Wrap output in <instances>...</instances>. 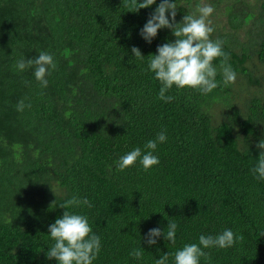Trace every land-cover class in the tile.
I'll return each mask as SVG.
<instances>
[{
  "label": "trees",
  "instance_id": "obj_1",
  "mask_svg": "<svg viewBox=\"0 0 264 264\" xmlns=\"http://www.w3.org/2000/svg\"><path fill=\"white\" fill-rule=\"evenodd\" d=\"M226 1L204 0L214 9ZM247 2L224 8L236 30L253 23L250 41L237 50L215 30L210 39L223 41L236 76L260 85L264 74L249 60L264 67V0ZM160 3L134 12L132 0H0V264H58L46 255L48 228L65 210L86 216L100 236L93 264H155L167 253L173 264L184 245L226 229L244 240L204 249L211 258L200 264H264V179L252 172L264 152V95L238 104L218 58L211 93L173 86L166 95L174 99L159 100L148 64L175 37L164 28L148 43L140 32ZM175 3L180 23L199 0ZM41 51L56 64L46 88L33 69L16 68ZM21 100L31 107L17 111ZM160 132L158 165L118 169L121 156L144 151ZM73 196L92 207H60ZM169 220L178 225L175 244L162 235L148 246V231L166 232ZM135 248L142 259L129 255Z\"/></svg>",
  "mask_w": 264,
  "mask_h": 264
},
{
  "label": "clouds",
  "instance_id": "obj_2",
  "mask_svg": "<svg viewBox=\"0 0 264 264\" xmlns=\"http://www.w3.org/2000/svg\"><path fill=\"white\" fill-rule=\"evenodd\" d=\"M156 0H132L134 12L140 9L148 8L155 4ZM177 5L175 0H161V3L155 8L149 19L141 29V37L148 43L158 34V30L171 29L175 40L164 43L157 47V54L151 55L148 64V70L154 73V78L161 84L158 99L165 103H170L174 97L166 93L175 86L178 89L192 88L200 91L202 94L211 93L217 88L216 81L217 69L213 61L220 59V68L222 69L223 82L225 86L234 83L236 73L228 64L229 54L222 50L223 41L210 39L214 32V27L209 19L214 12L211 4L199 0L196 10L192 14L183 16L180 23H176ZM170 12L171 21L166 13ZM131 52L138 59H143V55L138 47H132ZM56 64L51 54L41 51L34 59H20L16 63L18 71L33 69L35 79L42 88H46L48 81L46 75L50 74V69H55ZM17 111L22 112L25 105L21 100L17 104ZM167 139L164 132L157 134L155 139H150L144 145V151L137 147L127 154L120 157L118 169L123 171L133 166L137 160L143 166L144 170L159 164V159L153 153L158 143H163ZM258 149H264V140L257 145ZM260 159L256 167L252 169L257 179H264V152H261ZM54 203V202H53ZM86 205L92 207L87 199H80L73 196L60 207L63 209L74 206ZM178 225L169 220L167 231L161 232L159 228H152L146 235V243L153 246L157 243V238L163 235L165 240L175 244ZM53 246L48 249L46 255L48 259H53L58 264H93L101 250L100 236L93 233L86 216L64 211L62 218H57L48 228ZM242 234L236 235L232 230L226 229L216 236L199 237V243L186 244L181 250L174 254L173 264H200V258L210 259V254L204 249L218 247L220 249L233 247L237 242H242ZM129 255L137 260L142 259L143 251L141 248L133 249ZM169 254L162 255L156 259L155 264H168Z\"/></svg>",
  "mask_w": 264,
  "mask_h": 264
},
{
  "label": "rangeland",
  "instance_id": "obj_3",
  "mask_svg": "<svg viewBox=\"0 0 264 264\" xmlns=\"http://www.w3.org/2000/svg\"><path fill=\"white\" fill-rule=\"evenodd\" d=\"M249 4H256V5H261L262 2L260 0H247ZM237 0H227L225 3H223L221 6L218 8L214 9L213 14L209 18L212 22V25L215 26V36L218 34L224 35L226 40L229 41H236L234 44L239 50V45L240 46H245L252 36V31L255 32V26L253 23H250L248 25H244L242 28H233L232 23L230 22L229 15L224 8L227 5H234L236 9L240 8L241 4L238 3L236 4ZM249 64L252 65V68H255L257 66L256 74L257 75H262L264 74V67L260 65V61L256 56H254L253 60ZM234 96L236 97V101L238 104H243L248 98H251L255 94H261L263 93L264 95V82L262 84H257V83H251L247 78L237 75L236 80L233 83L232 86Z\"/></svg>",
  "mask_w": 264,
  "mask_h": 264
}]
</instances>
